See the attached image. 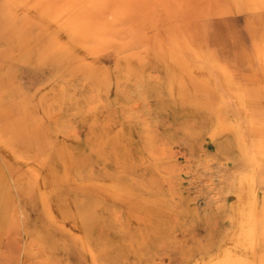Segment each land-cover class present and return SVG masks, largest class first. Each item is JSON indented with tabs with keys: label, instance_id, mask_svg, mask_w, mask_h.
Here are the masks:
<instances>
[{
	"label": "rangeland",
	"instance_id": "rangeland-1",
	"mask_svg": "<svg viewBox=\"0 0 264 264\" xmlns=\"http://www.w3.org/2000/svg\"><path fill=\"white\" fill-rule=\"evenodd\" d=\"M68 1L11 15L0 0V264H208L242 235V172L264 160L251 36L264 9L182 0L181 19L168 14L149 43L158 20L146 0L98 55L66 28ZM174 30L194 46L177 51L192 67L186 79L160 48L171 51ZM254 193L260 210L264 188Z\"/></svg>",
	"mask_w": 264,
	"mask_h": 264
},
{
	"label": "bare ground",
	"instance_id": "bare-ground-1",
	"mask_svg": "<svg viewBox=\"0 0 264 264\" xmlns=\"http://www.w3.org/2000/svg\"><path fill=\"white\" fill-rule=\"evenodd\" d=\"M149 1L150 3L153 2V6L149 5L150 9L153 7L151 10L153 11V13L151 12L152 18L155 16L153 22H157L158 20L157 24L155 23L156 27H154V29L145 36V40L150 43L156 35V37H158L159 28L157 26L168 20V18H166L168 14H170L175 21H179L181 19L179 14H181L182 0ZM145 2L146 0H69L64 8L69 7L68 9L72 8L73 11L72 15L69 16L66 28L70 30L73 39L78 42V47L80 49L91 50L95 54L100 55L104 51V47L109 44H116L115 41L109 39L108 36L120 31L121 23L125 17H127V20L135 18V16L144 9ZM17 5H23L26 8L32 9V11L42 13L55 8V6L58 5V0H3V6L7 9H5L6 14L9 13L13 15V10L10 8ZM258 9H264V0H258ZM160 12L163 13V15ZM263 14L264 13L259 12L258 20L253 21L256 25L252 27L253 34L251 35L252 48L254 49V56L259 62V72L261 74V78H264ZM170 33L171 51L170 49H165L163 45L160 48H162L163 53H165V51H167V53L169 52V54H167L169 61L168 67L171 68L175 65L178 73L186 79L192 75V67L190 63H188V60L183 56L181 57L177 51H192L194 47L193 43L190 41V38H188L190 35L187 37L184 31L181 33V36H179L175 30ZM97 42H100L103 45L96 46ZM105 43L106 46L104 45ZM65 51V53H69V49L67 47ZM211 56L212 59L210 62L212 67L225 77L227 82L230 84L235 83L236 78L234 76V68L228 64L226 60L218 59L214 54ZM130 58H132V61L139 60L136 56ZM198 81L204 83L205 80L201 77ZM2 107L0 110H2ZM248 117L250 125H255V123H257L255 117ZM258 125L255 126L258 129L254 128L256 130H254V132L258 138L257 150L261 153V158H264V123L261 122ZM263 171L264 160H262L260 164L258 163L256 167L242 172V222H239V227H237L242 229V231L239 232V229H236L238 231L234 233V236H237L239 233H242V235H240L239 239H234L235 237L230 239L231 237H229V239L219 248L218 252L206 260L208 261V264H256L257 236L255 228L256 225L261 222V237L264 239V205L260 210H258L254 186L258 184L261 188H264ZM258 212L260 214H258ZM61 224L63 225V223ZM260 257H262L263 260H261L264 261L263 254H261Z\"/></svg>",
	"mask_w": 264,
	"mask_h": 264
}]
</instances>
